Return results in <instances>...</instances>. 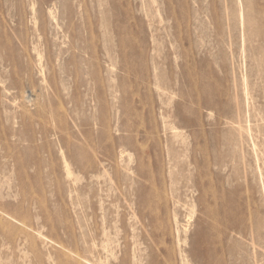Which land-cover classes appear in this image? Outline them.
Returning a JSON list of instances; mask_svg holds the SVG:
<instances>
[{
    "label": "rangeland",
    "instance_id": "rangeland-1",
    "mask_svg": "<svg viewBox=\"0 0 264 264\" xmlns=\"http://www.w3.org/2000/svg\"><path fill=\"white\" fill-rule=\"evenodd\" d=\"M0 264H264V0H0Z\"/></svg>",
    "mask_w": 264,
    "mask_h": 264
},
{
    "label": "bare ground",
    "instance_id": "bare-ground-1",
    "mask_svg": "<svg viewBox=\"0 0 264 264\" xmlns=\"http://www.w3.org/2000/svg\"><path fill=\"white\" fill-rule=\"evenodd\" d=\"M64 158V157H63Z\"/></svg>",
    "mask_w": 264,
    "mask_h": 264
}]
</instances>
